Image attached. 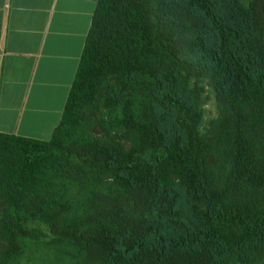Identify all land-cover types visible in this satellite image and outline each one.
Listing matches in <instances>:
<instances>
[{"label": "trees", "instance_id": "16d2710c", "mask_svg": "<svg viewBox=\"0 0 264 264\" xmlns=\"http://www.w3.org/2000/svg\"><path fill=\"white\" fill-rule=\"evenodd\" d=\"M0 264H264V0H98L50 140L0 134Z\"/></svg>", "mask_w": 264, "mask_h": 264}, {"label": "crops", "instance_id": "0c3cea01", "mask_svg": "<svg viewBox=\"0 0 264 264\" xmlns=\"http://www.w3.org/2000/svg\"><path fill=\"white\" fill-rule=\"evenodd\" d=\"M98 0H0V134L50 140Z\"/></svg>", "mask_w": 264, "mask_h": 264}, {"label": "rangeland", "instance_id": "374dc122", "mask_svg": "<svg viewBox=\"0 0 264 264\" xmlns=\"http://www.w3.org/2000/svg\"><path fill=\"white\" fill-rule=\"evenodd\" d=\"M190 83L192 84V80L190 81ZM201 110H202V118L198 126V130L202 136L208 137L207 131H208L209 123L212 120L218 118L219 112L215 100V94L207 84H205V91L201 98Z\"/></svg>", "mask_w": 264, "mask_h": 264}]
</instances>
